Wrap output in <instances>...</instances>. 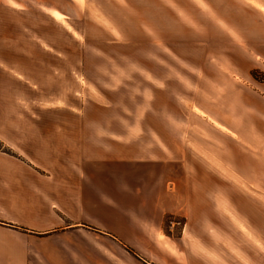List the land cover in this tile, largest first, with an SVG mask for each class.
<instances>
[{"label": "crops", "instance_id": "1", "mask_svg": "<svg viewBox=\"0 0 264 264\" xmlns=\"http://www.w3.org/2000/svg\"><path fill=\"white\" fill-rule=\"evenodd\" d=\"M221 5L206 1L223 22L206 59L250 79L264 71V0ZM28 9L0 0L5 25ZM6 69L0 59V142L11 151H0V264H264L263 171H134L149 162L129 157V128H39L18 102L19 90L37 94V79ZM254 84L236 89L228 111L264 133V84ZM213 123L264 163V134Z\"/></svg>", "mask_w": 264, "mask_h": 264}, {"label": "rangeland", "instance_id": "2", "mask_svg": "<svg viewBox=\"0 0 264 264\" xmlns=\"http://www.w3.org/2000/svg\"><path fill=\"white\" fill-rule=\"evenodd\" d=\"M18 1L28 15L12 13L7 25L0 15V59L6 77L37 79L36 95L20 92L23 84L17 90L39 128H129V157L149 162L138 172H264V163L213 123L264 134L228 111L236 89L264 84V71L252 70L245 81L234 75L237 67L206 59L223 27L206 1L222 12L223 0Z\"/></svg>", "mask_w": 264, "mask_h": 264}, {"label": "trees", "instance_id": "3", "mask_svg": "<svg viewBox=\"0 0 264 264\" xmlns=\"http://www.w3.org/2000/svg\"><path fill=\"white\" fill-rule=\"evenodd\" d=\"M0 151L11 154V151L4 147V145L0 142Z\"/></svg>", "mask_w": 264, "mask_h": 264}]
</instances>
